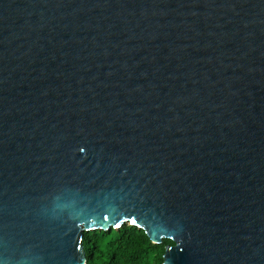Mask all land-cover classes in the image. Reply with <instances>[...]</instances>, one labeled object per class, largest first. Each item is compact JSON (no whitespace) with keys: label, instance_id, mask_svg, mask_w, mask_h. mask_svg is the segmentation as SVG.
<instances>
[{"label":"water","instance_id":"obj_1","mask_svg":"<svg viewBox=\"0 0 264 264\" xmlns=\"http://www.w3.org/2000/svg\"><path fill=\"white\" fill-rule=\"evenodd\" d=\"M126 223L264 264V0H0V264Z\"/></svg>","mask_w":264,"mask_h":264},{"label":"trees","instance_id":"obj_2","mask_svg":"<svg viewBox=\"0 0 264 264\" xmlns=\"http://www.w3.org/2000/svg\"><path fill=\"white\" fill-rule=\"evenodd\" d=\"M173 243L166 238L153 243L144 229L127 223L83 232L86 264H164L165 246Z\"/></svg>","mask_w":264,"mask_h":264},{"label":"snow or ice","instance_id":"obj_3","mask_svg":"<svg viewBox=\"0 0 264 264\" xmlns=\"http://www.w3.org/2000/svg\"><path fill=\"white\" fill-rule=\"evenodd\" d=\"M136 221L135 220H132V223H135ZM117 227H119V225H117Z\"/></svg>","mask_w":264,"mask_h":264}]
</instances>
